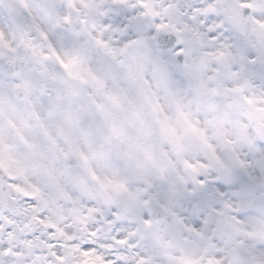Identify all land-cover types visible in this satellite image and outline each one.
Returning a JSON list of instances; mask_svg holds the SVG:
<instances>
[{
  "label": "snow or ice",
  "instance_id": "snow-or-ice-1",
  "mask_svg": "<svg viewBox=\"0 0 264 264\" xmlns=\"http://www.w3.org/2000/svg\"><path fill=\"white\" fill-rule=\"evenodd\" d=\"M0 264H264V0H0Z\"/></svg>",
  "mask_w": 264,
  "mask_h": 264
}]
</instances>
